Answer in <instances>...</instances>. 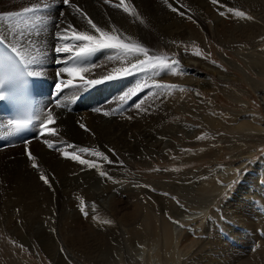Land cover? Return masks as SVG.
<instances>
[{"label":"rangeland","instance_id":"obj_1","mask_svg":"<svg viewBox=\"0 0 264 264\" xmlns=\"http://www.w3.org/2000/svg\"><path fill=\"white\" fill-rule=\"evenodd\" d=\"M27 1L4 0L1 3L11 5V2H15L16 6H11V9L22 14V19H27L36 13L33 9L31 13L24 12ZM148 1L162 11L166 10L164 14L174 19L186 20L192 25L204 21L206 29L201 32V39L184 40V37H179L167 43L162 41L157 49L149 52V56L168 57L167 63L174 64V67L143 72L141 82L136 79L134 82V77L129 75L128 88L122 89L119 83L110 91V98L103 102L104 105L110 102L114 107L118 105L114 99L127 93L131 103L135 98L132 91L138 85H147L140 88L142 94L129 106L128 117H133L135 108L141 104L143 120H146L149 128H142V133L136 134L131 140L125 159L126 167H121L123 159L119 158V152L111 150L108 145L97 143L90 148L88 144L81 143V148H89L83 154L85 160L91 161L96 167L82 165L69 155H57L58 160H62L67 167L74 166L76 162L78 176L73 173L76 179L67 193L54 178L57 164L55 167L44 164L43 157H36L38 167L34 169L35 181L44 189V196L42 194L43 198L39 199L45 209L39 219L40 226H32L27 222V212L21 201L10 212L0 208V264H55L56 260L65 263L70 260L73 264H105L117 252L123 255L120 264H135L124 251L129 246L126 243V230L139 226L141 218L149 215L150 211L156 213L157 220L160 216L169 217L182 225L183 242L180 240L174 249L179 251L183 245H193L192 252L185 257L186 264H242L247 261L264 264V170L259 174L254 173L257 165L264 163V133L253 135L246 134L242 128H229L235 123V118L230 117L234 111L241 118L250 117L255 121H262L260 116L264 118L263 107L249 84L247 73L259 82H264V74L256 73L234 51L241 46L247 48L244 53L249 55V59H252V55L264 56V1L218 0V4H213L211 0H203L207 3L208 13L201 16L197 0H169L177 9L176 13L163 0H123L124 5H130L135 10L133 22L143 23L145 31L149 33L153 21ZM86 10L92 16L96 15L91 9ZM220 11H224L225 15L221 16ZM238 12L244 15L237 16ZM221 21L230 22L231 27L240 26L237 34L240 30L254 26L257 31L253 36L247 38L245 35L237 42H222L212 31V26ZM108 28L119 35L122 22H110ZM223 31L229 33L227 28H223ZM176 61L178 63H174ZM192 61L219 66L230 78H219ZM29 68L43 70L36 63H31ZM199 75L207 85L195 83ZM156 84L177 87L157 88ZM99 116L106 119L112 115L100 113ZM65 125L57 129L66 135L73 131V125L78 128L70 122L68 126ZM133 130L136 131L135 128ZM91 134H94L93 130ZM95 152L104 155H93ZM104 156L108 159L105 160ZM230 168L237 170L229 179L220 175L219 171L228 172ZM41 171L50 179L52 187L39 179ZM101 172L105 175L102 176ZM122 188L126 189L127 196L123 198L120 210L116 213L106 211L103 200L118 197L117 191ZM5 198L2 193L0 207ZM173 199L182 207L178 208ZM81 208L84 212L80 211ZM184 209L197 212L198 215L191 219H180ZM124 212L127 217V213L134 212V215L128 220H120ZM63 215H74L81 220L79 233L91 231L83 242L93 252L91 259L84 256L77 246L66 242L60 228ZM153 221L157 227L156 219ZM15 229L25 235L32 233L35 236L41 232V239H48V250L34 236L33 240L18 237ZM135 241L133 243H137ZM161 255L167 259L164 264H170L168 261L171 256L163 252ZM153 264H157L156 261Z\"/></svg>","mask_w":264,"mask_h":264},{"label":"bare ground","instance_id":"obj_2","mask_svg":"<svg viewBox=\"0 0 264 264\" xmlns=\"http://www.w3.org/2000/svg\"><path fill=\"white\" fill-rule=\"evenodd\" d=\"M3 1L4 0H0V38L14 48L18 56L27 66H31L29 62L34 60V63L39 65L40 68H43V70H31L39 73V75L34 76L38 84L37 104L35 108L36 122L39 123L46 120L49 111H52L54 117V121L47 125V129H54L55 135L50 134L46 129V131L39 136L33 133L27 137L26 140H14L11 137L9 126L6 125L5 120L0 115V196L3 193V196L6 197L0 208L10 212L17 206L16 204L21 201L24 203V208L27 212V222L33 226L40 224L41 220L39 219L45 211L40 201V198L44 196V189L35 181L34 169L30 166L31 161L28 159L29 152L35 157H43L44 164H49L54 167L57 164L54 178H56V182L59 183V185H63L64 190L68 193L76 179L74 174H78L75 168L76 162H74V166L68 165L67 167V165L62 163V160H60L61 162L58 160L57 155H62V152H68L70 157L74 153L80 158H84L85 155L83 154H85V152L80 151L81 143L88 144L90 148L96 146L97 143H102L104 146L108 145L111 147V150L118 151L121 156L119 158L123 159L121 161V167H126L127 164L125 159L131 147V140L134 139L136 134L141 132L142 128H149V126L147 127L146 120H143L141 104L135 108V115L133 117H128L129 106L140 97L142 94L141 90L132 91L135 93V98L131 103V100L125 97V94H122L114 99L116 102L118 101V105L112 107L110 102L105 105L103 104L106 99L110 98V91L119 83L122 85V89L126 90V88H128V76L94 86L93 90L86 95H84V93L89 88L80 80L79 75L68 77L67 74H62L59 76V79L56 80L55 75L59 72V69L68 66L57 62L58 60H66L67 55L59 54L58 56L55 50H53L56 44L61 42L57 39L56 32L59 31L62 35L70 36L71 29L68 28L70 24L72 27H75L77 31H90L92 34L98 35L95 33L94 29H90L87 20L81 15L83 13V16L92 19L98 27L103 28L104 31L109 34L117 35L121 39H124L126 43H140L150 52L157 49L158 44L162 43V41L167 43L168 40L177 39L179 37H184V40L185 38L199 39L201 37L200 35H202L201 32L205 30L206 27L204 21L197 25H192L189 21L186 22V20L174 19L169 14H164L166 10L162 11L151 4L153 3L151 1H148L150 4H148V8L151 11V18L153 21L151 26L149 24L151 33L145 31L143 23L137 22V24H135L133 22V14L130 13V11L125 13L123 11V6L119 8L116 7V5L121 4L120 0H108V3H105L104 0H70L71 6L68 5L66 8H63L66 5L63 7L61 5L63 0H29L25 2V5H28L26 8L33 9L36 13H32V16L28 15L30 17L27 19H22V14L17 13L18 11H15L13 8L11 9V6H16L15 2H11V5H9L7 3H1ZM197 1L200 3L198 4L200 8L199 14L201 16L207 15V3L203 0ZM263 1L264 0H262V2ZM144 2L145 1H142L141 3ZM193 3L191 4L193 5ZM86 8L89 10L91 9L92 13H96V15L92 16ZM116 21L122 22L121 33L119 32V35L109 31L108 28L110 22L116 24ZM137 21H139L138 18ZM229 23L228 21H221L218 23L216 22L215 25L212 26V31L219 41L224 42V40H231L232 42H237L245 35L247 38L253 36L257 29L256 26H254L251 29L240 30V33L237 34L236 32L240 29V26L235 25L231 27ZM223 28H227L229 33H225L224 31L222 33ZM67 42L70 44L72 43L70 39ZM246 49L247 48L240 46L234 49V51L244 59L246 65L248 64L253 67L256 73L264 74V56L259 57L257 55H252V59H249V55L244 53ZM137 59L143 60L145 57L139 55L137 57L125 58L120 56L117 50L103 49L88 58V62L84 64L83 67H89L91 70L90 72L82 73V75L84 76V80L101 79L105 75H114L113 69L129 67L130 63H136ZM192 62L194 65L197 64L205 67L210 70V72L215 73L219 78H230L219 66L210 63H202L201 61L200 63L196 61ZM53 63H55V66ZM232 64L236 63L232 62ZM244 72H246V70ZM247 75L250 78L248 80L249 84L256 93L264 110V82L253 80L249 73H247ZM131 76L134 77V82L135 79L141 82L143 72H137ZM69 79H72L73 85L75 86L63 88L61 92L57 93L56 84L62 81L66 82ZM201 82L207 85L205 80H202L199 75L195 83ZM52 87V93L57 94L54 102L49 99L52 94L49 90ZM46 92L48 93L47 96ZM121 97H125V99H121ZM57 100H59V106H57ZM173 103L174 102H172V104ZM45 107H48V109ZM97 108H100L101 111H95ZM107 111L112 115L111 117L109 116L110 118L103 119L102 116H99L100 113L104 115V112ZM238 115L240 114L237 111L231 113L230 117L231 119L235 118V123L233 122V125L229 128H242L245 130L246 134L253 133L254 135L264 133V122H262L264 118L262 116H260L262 121H255L253 118L245 116L241 118L238 117ZM67 122L75 124L78 128L73 125V127H71L73 131H70L66 135L57 128H63V125ZM68 123L65 126H68ZM80 124H84L85 128H81ZM133 128H135L136 131H134ZM92 130L94 132L93 135L91 134ZM45 140H49L56 147L52 149L48 148ZM86 155L91 156V154ZM237 168H230L228 172H219L225 179H229ZM255 170L254 173L259 174L261 170H264V163H259ZM252 184L253 183H251V185ZM126 194L125 188L120 189V191H117L118 197L103 200V208L110 213H116L120 210L124 201L123 198L127 196ZM176 202L177 201L173 199V203L179 206L178 208L182 207L181 204H177ZM127 214L128 217L126 212L121 214L120 220L123 218L127 220L130 219L132 215H134V212ZM197 215V212L184 209V211L180 213V219H191ZM156 216L154 211H150L149 215H145L141 218V223L138 224L139 226L129 227L126 230V243H128L127 245L129 246L124 250L125 253H128L132 257L135 264H153L154 261H156L157 264H164L167 259L161 255V252L169 255V257L171 256V260L168 261L170 264H186L184 262L185 257L192 252L193 245H183L184 248L182 247V249L180 248L179 250L183 252L174 249V245L183 239L181 235L184 232L182 231L184 228L179 222L173 221L169 217L166 219L160 216L157 220ZM153 219H156L157 227L153 225ZM80 222L81 220L74 215H63L60 221V228L63 231L66 242L73 246H77L84 256L91 259V254H93V252L90 247L86 248L83 244V242L86 241L85 236H89L91 231L87 230L85 233H79V229H81V226L79 227ZM29 230L32 229L30 228ZM14 231L20 238L33 240L32 237L34 234L32 233H27L28 235H25L20 230L15 229ZM40 233L37 232L34 237L39 239V241L43 243L45 249L48 250V245L46 244V240L48 239L46 237L41 239ZM135 240L137 243H133ZM148 242L151 243L148 244ZM181 242H183V240H181ZM193 242L194 240L191 241V243ZM49 253L52 254L50 248ZM93 256L95 258V255ZM122 256V253L117 252L105 264H120ZM153 258L156 259L150 260ZM69 261L65 263L61 260H56L55 264H73ZM242 264L253 263L247 261Z\"/></svg>","mask_w":264,"mask_h":264},{"label":"snow or ice","instance_id":"obj_3","mask_svg":"<svg viewBox=\"0 0 264 264\" xmlns=\"http://www.w3.org/2000/svg\"><path fill=\"white\" fill-rule=\"evenodd\" d=\"M105 3H108V0H104ZM163 2L173 11H177L176 8L173 7V5L169 2V0H163ZM213 4H218V0H211ZM63 3L65 5H70V0H63ZM71 6V5H70ZM123 6V11L125 13H128L129 11L132 12L133 15H135V10L131 9L130 5H124L123 0H121V4L116 5L117 8ZM29 11H32V9H24V12L27 13ZM231 11V9H229ZM219 14L221 16L225 15L224 11H220ZM84 19L87 20V24L90 26V29H94L95 33L98 35L92 34L90 31H77L75 27H72V25H68V28L71 29L70 36L69 35H62L61 32H56V37L58 40H60V43H57L55 46V53L59 56V54H66L67 59L66 60H58V63H63L68 66L61 67L59 69V72L57 73V76H61L62 74H67L68 77H74L79 75L80 80L83 81L84 85H86L88 88L100 85L102 83H105L107 81H112L115 79H121L124 77H127L129 75H132L137 72H147L148 70H156V69H167L174 67V64L167 63L168 57L163 56H157V57H150L149 56V50L145 48L140 43H126L124 39H121L117 35L109 34L108 32L104 31L103 28L98 27L96 23L93 22L92 19L87 18L86 16H83V13L81 14ZM183 15V13H181ZM243 12H238L237 16H243ZM248 19H251V17H248ZM71 40L72 43H68V40ZM117 50L120 56L122 57H137L139 55H143L145 59L140 60L137 59L136 63H130L129 67L124 68H116L113 69V74L105 75L101 79H89L84 80V76L82 73L90 72L89 67H83L84 64L88 62V58L91 57L94 53L103 50ZM35 61H30L29 63H34ZM178 63V61L174 62ZM27 65V64H26ZM30 76H37L39 73L30 71L28 73ZM69 86H75L73 85L72 79L67 80L66 82L62 81L60 83L56 84V91L57 93L61 92L63 88L69 87ZM147 87V85H138L136 88V91H139L140 88ZM155 87L157 88H174L177 87L176 85H164V84H156ZM133 94H135L133 92ZM127 93H125V97H127ZM125 97H121V99H125ZM0 98H3V94L0 93ZM57 106H59V100H57ZM95 111L100 112L101 109L97 108ZM104 115H109L108 112H104ZM54 121L53 113L52 111H49L47 113V118L44 120V122L40 125L41 130L43 131L49 123ZM13 124H16L17 127H20L18 122L13 121ZM81 128H85L84 124H80ZM47 131L55 135V130L52 128H48ZM45 143L47 144L48 148L52 149L56 147L53 143H51L49 140H45ZM81 152L87 153L89 149L87 148H81ZM96 156H103L104 154L101 152H95L92 153ZM62 155L67 157L69 155L68 152H62ZM28 159L31 161V166L33 169H37V158L32 155L30 152L28 153ZM72 160H77L82 165H87L89 168L96 167L95 164H93L91 161L85 160L77 156L76 154L71 155ZM104 159L107 160L108 158L104 156ZM110 162V161H109ZM102 176L105 175V173H100ZM39 179L48 187H52V184L50 183V179L46 176L44 172H40ZM81 212H84V209H80ZM106 223H111V221H106Z\"/></svg>","mask_w":264,"mask_h":264}]
</instances>
